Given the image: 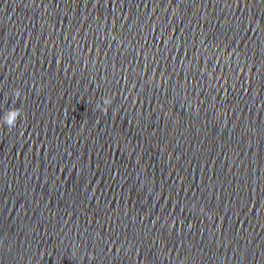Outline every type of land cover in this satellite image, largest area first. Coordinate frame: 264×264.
I'll return each instance as SVG.
<instances>
[{
	"label": "water",
	"instance_id": "1",
	"mask_svg": "<svg viewBox=\"0 0 264 264\" xmlns=\"http://www.w3.org/2000/svg\"><path fill=\"white\" fill-rule=\"evenodd\" d=\"M0 264H264V0H0Z\"/></svg>",
	"mask_w": 264,
	"mask_h": 264
},
{
	"label": "clouds",
	"instance_id": "2",
	"mask_svg": "<svg viewBox=\"0 0 264 264\" xmlns=\"http://www.w3.org/2000/svg\"><path fill=\"white\" fill-rule=\"evenodd\" d=\"M20 95H21L20 91L16 90L15 96L17 97V99H19ZM111 103H112V100L110 98L103 99L104 106H109L111 105ZM97 108L103 111L105 114H107V107H101V105H97ZM20 117H21V110L18 108H12L8 110L3 116L2 124L6 125L8 129L11 130L16 127L17 121L19 120Z\"/></svg>",
	"mask_w": 264,
	"mask_h": 264
}]
</instances>
